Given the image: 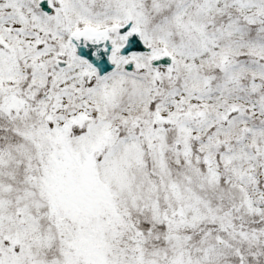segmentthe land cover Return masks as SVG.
I'll list each match as a JSON object with an SVG mask.
<instances>
[{"label":"snow or ice","instance_id":"6c2138e0","mask_svg":"<svg viewBox=\"0 0 264 264\" xmlns=\"http://www.w3.org/2000/svg\"><path fill=\"white\" fill-rule=\"evenodd\" d=\"M0 264H264V0H0Z\"/></svg>","mask_w":264,"mask_h":264}]
</instances>
